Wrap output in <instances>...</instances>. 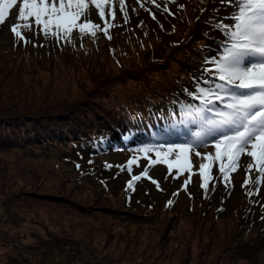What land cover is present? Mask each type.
Here are the masks:
<instances>
[{"label":"trees","instance_id":"16d2710c","mask_svg":"<svg viewBox=\"0 0 264 264\" xmlns=\"http://www.w3.org/2000/svg\"><path fill=\"white\" fill-rule=\"evenodd\" d=\"M215 3L166 0L159 29L140 17L116 34L34 35L49 45L46 55L14 34L0 48V264H87L70 257L75 242L113 264H259L264 205L256 199L231 216L197 201L166 230L150 219L124 231L132 205L107 196L100 160H82L121 136L149 143V130L162 135L186 121L187 105L201 106L197 88L220 83L204 65L217 48L224 54Z\"/></svg>","mask_w":264,"mask_h":264},{"label":"snow or ice","instance_id":"6c2138e0","mask_svg":"<svg viewBox=\"0 0 264 264\" xmlns=\"http://www.w3.org/2000/svg\"><path fill=\"white\" fill-rule=\"evenodd\" d=\"M108 3L109 0H0V26L9 22L13 10H16L17 23L11 26L10 31L18 41L24 43H31L24 34L25 29L32 31L34 35H51L58 41L61 37L70 41V34L73 32H78L81 36H95L96 30H101V25L93 22L90 15L95 11L98 19L104 21L105 5ZM118 4L127 23L128 16L123 7L125 0H118ZM221 4L233 7L229 22H217V30L223 29L222 34L225 35L221 45L224 54L218 59L212 58L211 62L216 65L214 73L206 69L210 77L214 76L220 83H213L207 88L198 87L197 95L201 106L189 104L185 109L189 113L186 124L199 125L200 131L195 133L192 141L166 142L158 146L145 144L138 151L146 155L155 152L157 159L153 163L167 164L169 170L172 169L170 157L179 152L184 159L181 163L180 157L175 156L177 165L185 171H191L189 154L194 152L196 157H202L201 152L194 150L211 143L215 148L213 163L220 162L219 173L225 187L230 183V174L242 167L240 162L245 155L252 161L244 169L246 174L254 167L258 173L257 180L253 183L255 187L264 182V0H221ZM90 5H94V8ZM82 15L83 22L78 23ZM115 15V11L111 12L113 18ZM152 18L156 19L154 15ZM107 27L105 22L102 29L105 35ZM217 102L223 105L222 109L217 107ZM213 112L214 118H209L207 114ZM186 135L187 132L177 139H183ZM132 163L130 160L129 166ZM198 169L202 180L201 188L207 193L209 167L201 162ZM149 171L150 168L143 169L144 176L159 188V182L148 175ZM139 179L140 176L133 178L134 181ZM188 182L190 181H185V187ZM248 182L245 179L241 186L246 187ZM128 187L132 188L133 183L129 182ZM214 190L213 184L212 191ZM178 194L179 192L173 195ZM248 195L254 196L256 192ZM167 204L171 206L173 201L169 200Z\"/></svg>","mask_w":264,"mask_h":264},{"label":"rangeland","instance_id":"374dc122","mask_svg":"<svg viewBox=\"0 0 264 264\" xmlns=\"http://www.w3.org/2000/svg\"><path fill=\"white\" fill-rule=\"evenodd\" d=\"M165 2L166 0H154V2L153 0H140L138 3V0H125L123 7L128 16L127 23H125L123 13L119 11L118 0H109V3L105 5V20H99L95 11L91 13L90 19L101 25L100 31L104 35L105 33L102 29L105 22L108 25L107 34L109 28L112 33L116 34L129 26H133L140 17H145L152 28L159 29L165 24L166 16L165 13H162V9L166 5ZM215 4H218L219 6V17L217 22L220 20H223L225 23L229 22L233 7L222 5L221 0H216ZM157 5H159V7H157ZM90 7L94 8V5H90ZM113 11L116 13L115 18L111 16V12ZM16 14V10H13L11 20L4 26H0V48H7L9 42L12 40L13 33L10 29L13 24L17 23L15 18ZM153 15L156 19L152 18ZM80 22H83V15L78 23ZM217 28H219L218 23L215 26V32L218 35V41L222 45L225 40V35L222 34L223 29L218 31ZM23 31L25 36L31 40L32 45H36L41 42L42 38H34V34L31 33V31H27L26 29ZM47 46L49 45H43L38 48L34 47L32 49L39 50L42 55H46L49 51ZM216 50L217 52H215L212 58L218 59L222 56L219 55V49L217 48ZM211 61L206 63L204 66L205 70L210 69L214 73L216 65ZM207 73L210 75L209 72ZM209 86L205 85V88ZM217 105L218 108H223V105H220L218 102ZM207 115L209 118H214V112ZM164 129L165 132L162 135H157L152 129L149 130L152 140L146 144L149 146H158L161 143L166 142L183 143L186 141H192L195 139V133L200 131L199 125L186 124V121L182 125L175 123V125H173V129L172 125H164ZM185 132H187V135L184 136L183 139H177L178 136L183 135ZM144 145L143 141H133V145L130 146L126 143L125 139L121 137V143H115L114 145H110L104 149H96L95 152H83V161L88 160V157L92 154L96 160H100L102 162L99 165L101 170L105 168L101 172L102 176H105V178L108 179L105 181V185L108 187L110 192L107 196L109 198L117 197L121 203L123 202L125 204L132 205V207L130 206V210L134 213H126L125 218L121 221L124 231H133L135 226L140 228L144 224L141 222H145L150 219H155L160 223V231L166 230L169 226L175 224L181 214L186 213L188 210H192L194 207H198L197 201L202 203L200 207L205 205H207L208 208L217 207L218 212L223 215L230 216L234 212V209L242 206V202H246L247 206H250L254 204L256 199L258 203L264 205V182L258 183L255 187H253V183L257 180L258 173L254 167L251 172L246 174L244 169L252 162L251 158L246 155L241 158L240 163L242 167H240V170L230 174V183L226 188L223 177L219 173L220 162L213 163L215 148L211 143L204 148L194 150L201 152L202 157L204 158L196 157L194 152L189 154V162L192 165L191 171H185L177 165L175 156L180 157L181 163H183L184 159L183 155L179 152H177L173 157H170L172 162L171 170H169L167 164L153 163L157 159L155 152L148 153L146 155L145 153L138 151V149ZM208 153H211L212 155H207ZM130 160H132L133 163L129 166L128 162ZM201 162L205 163L209 167L208 176L210 182L208 184L209 191L207 193H205L204 189L201 188L202 180L199 177L198 169V165ZM108 165L111 167H108ZM145 168H150L148 175L159 182V188H157V186L153 184L150 179L144 176L143 169ZM136 176H140L141 179L134 181L133 178ZM247 176L251 179V181L246 187H242L241 185L244 184ZM213 178L215 179L213 180ZM186 180H189L190 182H188L185 187ZM129 182L133 183L132 188L128 187ZM213 184L215 185L214 191H212ZM177 192H179L178 195H173ZM250 192H256V195H248ZM94 195L102 196L99 194ZM133 200L135 201L134 203ZM169 200L173 201L171 206H168L167 204ZM91 202L92 201H89V203ZM137 204L139 207H135ZM125 209L127 211L128 208L125 207ZM147 210L149 211L145 213ZM139 212L142 214L141 216L138 215ZM28 225L29 224L24 221L21 224V230H27L26 227ZM40 233L41 230H39L38 233L35 230L33 232V236L36 237ZM0 234H3L4 236L6 235L3 230H0ZM15 242L19 245V242ZM56 242L59 243L61 241L56 240ZM52 243V241L49 242V245ZM46 247L48 248V246H45L37 251H30L28 249H22L21 251L29 255H38L40 251H46ZM90 250L91 249L85 248L82 243L75 242L74 251L71 252L72 254L70 257L80 256L87 262V264H113L106 257H97L93 253H90ZM85 253L87 255H85ZM254 255L257 257V262L259 264L264 263V244L254 253ZM71 263L72 262H70V264Z\"/></svg>","mask_w":264,"mask_h":264}]
</instances>
